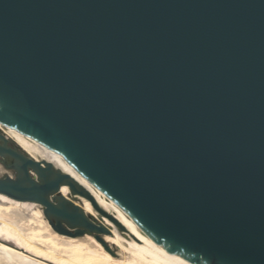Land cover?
<instances>
[{"label":"water","instance_id":"water-1","mask_svg":"<svg viewBox=\"0 0 264 264\" xmlns=\"http://www.w3.org/2000/svg\"><path fill=\"white\" fill-rule=\"evenodd\" d=\"M0 118L151 250L264 264V0H0ZM65 184L0 125V193L107 232Z\"/></svg>","mask_w":264,"mask_h":264},{"label":"bare ground","instance_id":"bare-ground-1","mask_svg":"<svg viewBox=\"0 0 264 264\" xmlns=\"http://www.w3.org/2000/svg\"><path fill=\"white\" fill-rule=\"evenodd\" d=\"M0 125L36 160L52 163L86 187L92 198L73 193L66 184L59 194L79 205L90 220L109 223L106 242L119 248L114 255L110 246L94 239L92 230L78 234L79 227L64 223L69 233L59 232L43 204L0 193V264H50L48 259L57 264H182L151 250L87 182L28 141L14 125L1 118Z\"/></svg>","mask_w":264,"mask_h":264},{"label":"rangeland","instance_id":"rangeland-1","mask_svg":"<svg viewBox=\"0 0 264 264\" xmlns=\"http://www.w3.org/2000/svg\"><path fill=\"white\" fill-rule=\"evenodd\" d=\"M96 225H98V226H103V227H105V228H107V229H110L111 228V225H109V223H108V225L106 224V223H103L102 224V222H100L99 220H97V221H93ZM109 227V228H108ZM123 232V231H122ZM93 236H94V239L96 240V241H99L100 243H102L103 245H104V247H105V245H108V247L111 245V244H109V242H106V234H105V232L104 231H94L93 232V234H92ZM104 239V240H103ZM103 240V241H102ZM110 248H111V250H112V252H114V255L116 254H118V252H119V248H116L115 246H110ZM47 263H50V264H57L56 262H54L53 260H50V259H48V260H45Z\"/></svg>","mask_w":264,"mask_h":264}]
</instances>
